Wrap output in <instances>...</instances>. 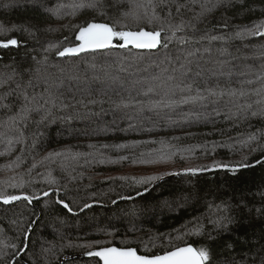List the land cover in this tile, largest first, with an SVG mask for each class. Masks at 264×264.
Segmentation results:
<instances>
[{
	"label": "trees",
	"instance_id": "1",
	"mask_svg": "<svg viewBox=\"0 0 264 264\" xmlns=\"http://www.w3.org/2000/svg\"><path fill=\"white\" fill-rule=\"evenodd\" d=\"M88 2L0 0V24L15 26L0 39L20 42L0 48V105L10 106L0 107V189L38 197L31 203L0 201V264H103L87 253L115 246L155 255L186 244L209 248V264H261L264 212L257 210L264 209V91L255 90L264 89V36L241 39L235 33L264 20V0L244 5L234 0L231 7L202 16L205 0L164 5L153 0L162 19L151 25L141 19L139 26L153 30L163 24L157 49L57 55L77 44L74 25L119 20L138 30L122 13L152 12L148 0L75 7ZM181 23L185 27L165 48L168 25ZM208 89L225 95L210 96ZM230 90L245 95L229 96ZM197 96L205 99H190ZM25 106L33 111L22 120ZM121 144L126 147H116ZM54 152L62 155L44 159ZM171 152L176 154L170 160H159L160 153ZM244 157L249 167L235 174L227 169L181 173ZM144 159L158 162L140 163ZM165 173L179 174L146 185L119 179ZM21 181L22 188L9 186ZM241 201L245 206L236 207ZM222 204L230 211L216 207ZM223 215L235 221L227 230L211 223Z\"/></svg>",
	"mask_w": 264,
	"mask_h": 264
},
{
	"label": "snow or ice",
	"instance_id": "2",
	"mask_svg": "<svg viewBox=\"0 0 264 264\" xmlns=\"http://www.w3.org/2000/svg\"><path fill=\"white\" fill-rule=\"evenodd\" d=\"M100 2V0H89L88 3H80L75 5L76 8H95L97 4ZM210 0H205L204 4H201L202 12L199 15H204L205 12H211L215 8L221 7V6H227L231 7L234 0H215V3L212 4L211 7H207V3H209ZM235 2L239 3L240 5H244L245 0H235ZM160 5H164L167 3V0H159ZM148 4L152 8L151 14H149L148 10L145 9L143 13V17L135 12V11H128L123 12L122 15L124 17L131 16L137 23L138 30H129L130 25L126 23H122L121 21H116L114 24L109 23H98L95 21L87 22L86 24L82 25H74V28L78 29V32L76 34V40L79 41L78 44H76L74 47H65L62 51H58L57 55L59 56H65V55H78L80 53L88 52V51H94L98 49H110L114 47L119 48H125L129 45L133 46L136 49H155L159 45H161V33L165 31L163 24H161L160 27L154 28L153 30H145L144 27H140V21L141 19H146V22L148 25H151L154 20H161L162 18L157 15L156 13V7L157 5L153 3V0H148ZM248 11H253L254 9H247ZM177 11H179V8H177ZM72 15H75L76 12L73 11L71 13ZM103 14V13H101ZM169 15H171V10L169 9ZM227 27V25H224ZM67 27V26H65ZM185 25L183 23L179 25H168V29L171 31V35L167 37L166 41L164 42L163 46L165 48L168 47V43L171 42V40L176 36V33L178 31L183 30ZM15 29V26L13 28H6L2 24H0V36H6L8 32H11ZM27 31V29H24ZM235 36L238 38H244L245 36H264V20L260 21V23L256 24L253 28H243L241 31H237L235 33ZM118 39L119 41H122L123 43L114 44V40ZM208 39L210 40H220L223 39V37L220 36H211ZM186 41L183 37L179 38V43L184 44ZM19 41L15 37L6 38V39H0V48H8L9 46H18ZM189 56L192 55V53L188 54ZM95 65H93L94 67ZM264 78V77H262ZM2 83V82H0ZM31 82H29L30 84ZM248 83H252V81H248ZM19 87V85H18ZM47 90V89H46ZM151 91V89H149ZM257 93L264 91V89H256ZM208 94L210 96H223L225 95L224 90H220L217 92L215 89H208ZM229 96H235L245 95V92L243 90H240L237 92V90H230L227 92ZM24 100L29 101V97L26 92L23 93ZM34 99V98H33ZM192 100H203L205 99L204 96H197V97H191ZM188 100H183L181 103H187ZM91 103H95V101H91ZM259 103V102H258ZM66 107V105H64ZM0 107H10L9 105H0ZM248 107H251V105H248ZM33 111V109L28 108L27 106L23 107L21 109V112L23 115L21 116V119H26L27 114L29 112ZM51 113L48 112L45 116L41 117V121H44L50 116ZM253 116H256V112H252ZM13 121H15V117H10ZM249 140H255V136L249 137ZM11 143V141H9ZM118 148H124L126 145H117ZM256 149H253L255 151ZM179 151V150H177ZM176 153L171 152L168 154L160 153L159 160L160 161H167L172 158ZM62 153L60 152H54L49 153L48 156H46L44 159H49L51 157H59ZM183 158V157H182ZM120 159H127V157H121ZM247 160V157H244L241 161L235 162V163H222L219 161H214L211 165V168L213 169H227L228 171L232 172L233 174L237 173L240 169L247 168L249 165L245 163ZM103 162V161H101ZM114 162V161H113ZM158 160L156 159H144L141 160L140 163L144 164H150V163H157ZM135 163V161H134ZM257 163H261V161H257ZM32 167H36L35 164L32 165ZM207 170L205 166H198V167H188L182 169L184 173H191L196 174L202 171ZM171 174H179V173H165L162 175H149V176H141V177H119V179L122 180H128L131 179L136 184H150L152 182H155L157 180L163 179V175H171ZM111 179V177L109 178ZM51 183H55V181H51ZM13 188H22L23 187V181L20 183H11L9 185ZM147 187H145L144 191H147ZM51 191V189L49 190ZM49 191H44L43 195L47 197L49 195ZM58 191V189H57ZM137 195H140L138 192ZM130 199L131 197H121V199ZM21 199H24L28 201V203H31L33 199H38V197L35 196H29L27 194H21V195H9L2 189H0V201H2L5 205L10 204L14 201H19ZM59 204L63 205L64 208H66L69 212L72 211L71 207L65 203L63 200L58 201ZM113 204L116 203L115 200L112 201ZM245 206L243 205V201H241L240 205H237L236 207ZM91 207L90 204H85L84 208ZM217 208H222L224 212L230 211V205H217ZM258 212H264V209H258ZM234 218L231 215H223L220 216L218 219L211 221L217 228L227 230V226L229 224L234 223ZM29 232L31 231V226L29 225ZM195 234H201V230L197 229L195 231ZM26 238H27V234ZM177 239H181V237H177ZM210 239H215V237H210ZM96 243H100L97 241ZM12 247H16L15 245H12ZM26 247V245H25ZM22 250V249H21ZM18 254V253H17ZM89 256H95L99 257L103 264H209L210 261V249L201 246V247H194L192 244H186L185 246H173L171 250H166L163 252V254H155V255H147V254H138V251L136 248L133 247H115V246H108V247H101L97 251H90L87 253ZM261 264H264V260L261 261Z\"/></svg>",
	"mask_w": 264,
	"mask_h": 264
},
{
	"label": "water",
	"instance_id": "3",
	"mask_svg": "<svg viewBox=\"0 0 264 264\" xmlns=\"http://www.w3.org/2000/svg\"><path fill=\"white\" fill-rule=\"evenodd\" d=\"M98 23H104V22H98ZM145 30H147V29H145ZM150 31V30H149ZM75 40H76V38H75ZM76 42H77V44L79 43V41L78 40H76ZM123 43V42H122ZM114 44H115V40H114ZM75 46V45H74ZM74 46H69V47H74ZM127 47H133V46H131V45H129V46H127ZM127 47H125V48H127ZM134 48V47H133ZM158 48V47H157ZM157 48H155V49H157ZM155 49H140V50H155ZM98 50H103V49H98ZM95 51V50H94ZM81 54V53H80ZM79 55V54H78ZM65 56H67V55H65ZM213 170H215V169H207V170H205V171H202V172H199V173H196V174H201V173H205V172H209V171H213ZM181 173H184V172H181ZM180 173V174H181ZM153 187V186H152ZM50 193H52V191H49V194ZM140 194H142V193H140ZM185 246V245H184ZM139 254V253H138Z\"/></svg>",
	"mask_w": 264,
	"mask_h": 264
}]
</instances>
